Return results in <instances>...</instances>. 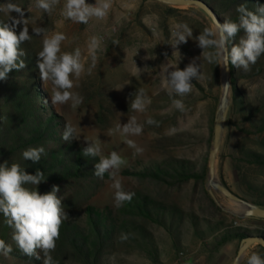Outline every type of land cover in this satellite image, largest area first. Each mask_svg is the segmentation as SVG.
I'll list each match as a JSON object with an SVG mask.
<instances>
[{
    "label": "rangeland",
    "instance_id": "obj_1",
    "mask_svg": "<svg viewBox=\"0 0 264 264\" xmlns=\"http://www.w3.org/2000/svg\"><path fill=\"white\" fill-rule=\"evenodd\" d=\"M261 1L264 4V0ZM4 2L0 0V3ZM15 2L27 7L30 0ZM86 2L93 4L95 0ZM11 15L15 16L16 13ZM0 16L8 19L3 13ZM25 16L30 34H33L32 28L35 26L46 28L49 34L62 32L67 38L61 44V51L79 49L81 52L85 72L78 79L73 77L72 91L79 93L83 102L73 107L71 101L53 105L50 100L56 116L76 127L79 139L74 141L77 146L80 149L87 147V139L101 145V155L107 156L115 151L123 157L127 164L120 168L117 179L125 192L147 195L167 208L181 212L183 216L192 213L200 221L222 224L209 231L201 221L203 234L197 236L187 218L183 217L176 227L178 234L173 237L161 226L140 222L150 239L143 240L136 236L135 242L122 243L117 251L104 258L103 264H231L240 241L220 244L219 236L235 228L250 233L264 232V221L236 218L232 213H239V206L218 193L214 195L219 211L210 210L204 194V191L207 192V178L204 185L193 181L170 185L138 179L129 174L133 170L155 165L166 166L173 161L188 162L197 168L205 163L207 168L214 116L221 94L222 67L197 60L198 64L202 63V78L192 81L194 91L183 98L169 97L167 91L159 90L158 72L162 63L169 61L183 69L193 58L201 56L202 49L193 39L179 46L180 54H173L174 49L167 43L174 26L187 23L193 29V36H197L206 27L213 26L210 20L197 10L170 7L153 0H112L108 16L103 20L92 18L87 25L65 20L59 14V6L51 15L33 9ZM94 37L100 41L102 50L97 51L96 66L89 73L87 69L92 64L91 42ZM42 41V36L35 35L30 40L37 53L42 50ZM164 53H167V57ZM146 56L152 59L145 60ZM145 65L153 69L144 72L138 69ZM42 87L50 99L51 82L43 83ZM236 87L252 103L263 101L264 72L252 80H236ZM141 88L151 103L144 112H136L129 107V98L131 93ZM232 95L231 88L230 108L216 158V177L235 195L252 203L258 197L264 199V165L249 163L245 154L264 155V134L249 133L251 122L245 119L249 108L246 114L241 113L233 105ZM173 98L183 100L186 112L173 110L170 114L161 115V111L171 105ZM132 117L143 125L140 135L126 136L116 130L118 124L123 126ZM149 118L158 121L159 126L149 125ZM255 120L257 117L253 118ZM171 128H176L174 134H168ZM129 139L143 151L138 153L130 147L126 142ZM113 183L114 180L106 173L103 179L81 186H59L57 195L63 197L65 210L71 211L74 218L81 216V210L87 206L98 210L105 207L116 210ZM252 252L258 253L256 246L246 251L240 264H247ZM0 264L26 263L13 257L5 259L0 256Z\"/></svg>",
    "mask_w": 264,
    "mask_h": 264
},
{
    "label": "clouds",
    "instance_id": "obj_2",
    "mask_svg": "<svg viewBox=\"0 0 264 264\" xmlns=\"http://www.w3.org/2000/svg\"><path fill=\"white\" fill-rule=\"evenodd\" d=\"M58 6L59 14L65 20L87 25L92 18L103 20L107 17L112 8V0H95L93 4L86 0H63V3L61 0H30L27 7L21 6L15 0L0 3V13L8 17L7 21H0V80H6L12 70L26 68L23 59L26 54L21 44L30 41L33 35L42 36V50L36 54L37 67L43 83L51 82L53 86L50 94L51 103L56 105L71 101L72 106L77 107L83 102V97L72 91L73 77L78 79L85 72L80 50L62 52L61 44L67 38L62 32L49 34L46 28L35 26L32 28L33 34H30L28 18L25 16L26 12L31 13L33 9L51 15ZM235 11L238 14L235 21L226 17L221 23L213 17V26L206 27L197 36H193V29L187 23H177L174 26L170 41L167 43L174 49L173 54H180L179 46L186 44L189 39L196 42L202 53L183 69L169 61L162 63L158 72L159 90L167 91L169 97L183 98L192 93L194 91L192 81L200 80L203 75L202 63L198 64L197 60L214 63L229 70L234 66L246 72L250 70L251 65L256 64L258 58L264 55V4L257 5L255 13L248 10L246 4L238 5ZM13 12L16 13L15 16L11 15ZM241 30L243 35L240 36L238 43H233ZM91 48L93 54L91 67L87 69L89 73L96 66L97 51L102 50L100 41L95 37L92 39ZM209 49L211 51H208ZM164 55L167 57V53ZM144 59L152 58L146 56ZM138 69L144 72L153 68L145 65L144 68ZM223 87L227 89L229 85L225 84ZM129 101V107L136 112H144L146 106L151 103L143 88L131 93ZM48 102L45 99V103ZM173 110L186 112L182 99L173 98L171 105L160 114H170ZM147 123L159 126V122L152 118H149ZM116 130L126 136L140 135L143 125L132 117L123 126L118 124ZM175 132L176 128L168 130V134ZM61 138L69 143L79 139L76 127L66 123ZM86 141L87 147L82 149L81 154L84 157H99V161L94 165V175L103 179L107 173L114 180L116 206H122L125 201L130 202L135 193L125 192L120 180L117 179L120 168L125 166L127 161L115 151L103 156L99 143L87 139ZM126 142L136 152L143 151L134 141L129 139ZM46 155L43 145L28 147L22 152L23 159L33 163L40 162L42 156ZM46 178L40 169H37L35 174H29L18 163L13 162L10 166L7 161L0 163V214L3 215L5 224L12 229V242L23 255L37 261L42 260V264H57L51 253L55 250L56 241L60 237L61 225L69 216L62 203L63 197L57 195L60 191L58 185H53L51 191L44 194L37 190V186L45 182ZM29 185L32 187H28ZM126 238V235H122V239ZM12 252V245L0 239V256L11 259ZM247 264H264V257L252 252L247 258Z\"/></svg>",
    "mask_w": 264,
    "mask_h": 264
},
{
    "label": "trees",
    "instance_id": "obj_3",
    "mask_svg": "<svg viewBox=\"0 0 264 264\" xmlns=\"http://www.w3.org/2000/svg\"><path fill=\"white\" fill-rule=\"evenodd\" d=\"M203 2L223 23L228 17L236 20L238 14L235 9L240 4H246L248 10L256 12L257 5L263 4L261 0H198ZM0 21H7L0 16ZM18 33V31H17ZM243 31L237 34L233 43H238ZM25 52L26 68L12 70L6 80H0V163L7 161L9 166L15 162L25 168L29 174H35L37 169L44 172L46 181L37 186L40 194L51 191L53 185L81 186L100 178L94 175V165L99 160L92 157H84L76 142L72 140L64 142L62 133L65 122L56 116L50 99L44 88L37 67V52L31 46L30 41L21 44ZM264 72V55H261L256 64L250 66L249 71L230 67L231 88L233 105L243 113L249 114L245 118L251 122L249 133L264 134V100L252 103L240 93L236 87V80H252L261 76ZM45 99L49 102L45 103ZM257 120L253 121V118ZM43 145L47 155L42 156L41 161L33 163L24 160L22 152L28 147ZM264 147V146H263ZM249 163L264 165V155L252 152L245 154ZM138 179L148 180L153 183H168L180 185L193 181L204 185L207 178L206 164L199 168L183 161H173L166 166L155 165L129 172ZM105 177V176H104ZM225 185L224 183H222ZM28 187H32L29 185ZM208 208L213 212L219 211L213 200L204 191ZM252 203L264 209V199L258 197ZM66 209V208H65ZM69 218L64 220L60 228V237L56 241V248L51 253L57 264H103L104 258L117 251L122 243L136 241V236L143 240H149L150 236L140 222L153 223L165 228L170 235L176 237L177 226L183 217L187 218L193 233L201 236L203 231L201 221L207 230H213L222 225L212 223L209 220L199 218L188 213L183 216L172 207H166L156 202L147 195L135 194L130 202L125 201L116 210L105 207L101 210L85 207L81 210V216L71 217V211L65 210ZM253 222L261 220L249 219ZM12 229L4 222L0 214V239L11 244L13 252L11 257L26 264H42L34 258L23 255L11 240ZM126 235V239H122ZM248 237L264 238V232L250 233L240 228L233 231L226 230L219 236V243L225 244L232 240L241 241ZM177 244L174 245L176 248ZM257 252L264 257V248L256 246ZM41 255H43L41 253Z\"/></svg>",
    "mask_w": 264,
    "mask_h": 264
},
{
    "label": "water",
    "instance_id": "obj_4",
    "mask_svg": "<svg viewBox=\"0 0 264 264\" xmlns=\"http://www.w3.org/2000/svg\"><path fill=\"white\" fill-rule=\"evenodd\" d=\"M160 4L167 5L170 7H181L194 9L203 14L206 18L210 20L213 25V17L216 16L213 12L201 1L198 0H153ZM217 19V18H216ZM222 86L219 102L217 105L216 113L214 116L213 131H212V143L207 159V192L213 202L218 206L215 193L220 194L225 197L227 200L235 203L239 206V213H232L238 219H254L264 221V209L260 208L251 202H248L239 196L231 192L225 185L217 180L216 177V158L218 151L220 149L224 126L228 111L230 108V93H231V77L230 70L222 68ZM228 84L229 87L225 89L223 86ZM252 246H260L264 248V238L260 237H248L242 239L239 242V246L236 252V255L231 264H240L246 251Z\"/></svg>",
    "mask_w": 264,
    "mask_h": 264
}]
</instances>
